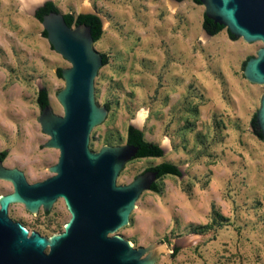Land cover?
<instances>
[{"label": "rangeland", "instance_id": "rangeland-1", "mask_svg": "<svg viewBox=\"0 0 264 264\" xmlns=\"http://www.w3.org/2000/svg\"><path fill=\"white\" fill-rule=\"evenodd\" d=\"M45 1L0 0V152L31 183L53 175L48 168L60 156L44 146L50 136L39 121V91L47 89L62 115L58 69L71 66L34 14ZM51 1L63 14L102 20L95 48L108 62L95 78V97L109 112L92 130L90 148L126 144L133 125L164 154L131 159L118 184L164 162L182 171L158 178V191H144L118 233L136 247L165 243L156 264H264V140L252 126L264 85L243 73L263 43L233 38L227 27L209 35L205 6L195 0ZM12 190L0 179V194ZM9 216L51 235L71 213L59 198L38 213L14 203Z\"/></svg>", "mask_w": 264, "mask_h": 264}, {"label": "water", "instance_id": "water-1", "mask_svg": "<svg viewBox=\"0 0 264 264\" xmlns=\"http://www.w3.org/2000/svg\"><path fill=\"white\" fill-rule=\"evenodd\" d=\"M200 1L205 15L234 36L263 43L243 73L250 82L264 85V0ZM45 2L36 7L35 15ZM42 24L54 49L71 63L62 68L65 86L57 94L64 113L56 114L49 104L39 117L43 131L50 136L44 146L59 149L60 156L48 168L53 175L33 183L23 170L6 167L0 158V179L13 185L11 192L0 194V264H156L167 250L165 243L136 247L118 231L130 223L139 197L152 189L159 171L148 169L131 182L118 184L120 172L136 157L139 147L127 142L105 144L99 151L90 148L92 130L109 112L95 97L103 54L95 48L91 27L69 25L60 11L45 14ZM256 115L264 140V92ZM61 197L71 213L61 233H30L9 216L14 203L38 213L41 206L50 210Z\"/></svg>", "mask_w": 264, "mask_h": 264}, {"label": "trees", "instance_id": "trees-1", "mask_svg": "<svg viewBox=\"0 0 264 264\" xmlns=\"http://www.w3.org/2000/svg\"><path fill=\"white\" fill-rule=\"evenodd\" d=\"M177 1H183V0H177ZM198 3H201L200 0H195ZM51 11H59L56 4L48 0L45 2L43 6H41L37 12L36 17L42 21L43 16ZM65 19L67 23L71 26L73 25H79V24H86L91 27V31L93 34V37L95 41L100 39V37L103 34V26H102V20L101 18L93 13H80L77 16L71 13L65 14ZM204 29L209 35H216L220 31H222L225 26L222 24H219L215 22L213 19H210L206 15H204V22H203ZM230 32V31H229ZM44 35L47 36V32L44 30ZM230 35L234 38L235 36L230 32ZM248 61V60H247ZM247 61L244 63V66L246 65ZM108 62V58L105 54H103V64H106ZM58 75L62 77V69H58ZM38 103L43 109L47 105L50 104L49 102V96L48 91L46 88H42L39 91L38 95ZM252 126L254 127L255 133L262 137V133L258 127L257 123V115L255 114L252 119ZM127 142L130 144H134L139 147V151L135 158H142V157H160L164 154V149L155 143L149 142L144 137V132L140 130L139 128L130 125L128 128L127 133ZM7 156V151L0 152V157L4 159ZM149 169H155L159 171V178L163 177L167 174H173V175H182L181 169L172 163L164 162L161 163L155 167L149 168ZM152 190L158 191V186L156 183L153 184ZM178 249H176L177 251Z\"/></svg>", "mask_w": 264, "mask_h": 264}, {"label": "flooded vegetation", "instance_id": "flooded-vegetation-1", "mask_svg": "<svg viewBox=\"0 0 264 264\" xmlns=\"http://www.w3.org/2000/svg\"><path fill=\"white\" fill-rule=\"evenodd\" d=\"M3 152V151H2ZM1 158V157H0ZM6 158V157H5ZM4 158V159H5ZM2 159V158H1ZM4 159H3V161H4ZM44 209V208H43ZM52 209V208H51ZM50 209V210H51ZM50 210H48V211H50ZM40 211V210H39ZM44 211H47V210H45L44 209ZM20 222V221H19ZM26 226V225H25ZM27 227V226H26ZM28 229H29V232L31 233L32 231H37V232H39L41 235H44V236H51V235H53V234H56V233H61V232H56V233H53V234H51V235H45V234H43V233H41L40 231H38V230H33V229H30L29 227H27ZM47 251H49L48 249H47Z\"/></svg>", "mask_w": 264, "mask_h": 264}, {"label": "bare ground", "instance_id": "bare-ground-1", "mask_svg": "<svg viewBox=\"0 0 264 264\" xmlns=\"http://www.w3.org/2000/svg\"><path fill=\"white\" fill-rule=\"evenodd\" d=\"M4 165H5V164H4ZM5 166H6V165H5ZM6 167H7V166H6ZM61 198H62V197H61ZM54 204H55V203H54ZM10 206H11V205H10ZM42 207L44 208V206H41L40 209H41ZM52 207H53V206H52ZM9 208H10V207H9ZM40 209H39V210H40Z\"/></svg>", "mask_w": 264, "mask_h": 264}]
</instances>
